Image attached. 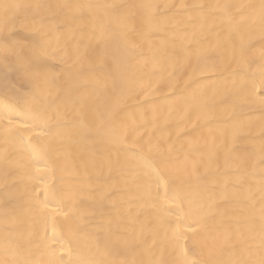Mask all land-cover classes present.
<instances>
[{
	"label": "bare ground",
	"instance_id": "6f19581e",
	"mask_svg": "<svg viewBox=\"0 0 264 264\" xmlns=\"http://www.w3.org/2000/svg\"><path fill=\"white\" fill-rule=\"evenodd\" d=\"M0 264H264V0H0Z\"/></svg>",
	"mask_w": 264,
	"mask_h": 264
}]
</instances>
